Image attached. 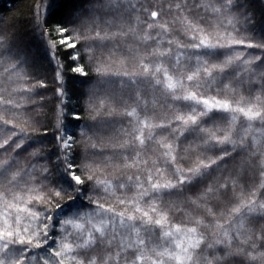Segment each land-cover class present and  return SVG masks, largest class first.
Wrapping results in <instances>:
<instances>
[{
    "label": "snow or ice",
    "instance_id": "6c2138e0",
    "mask_svg": "<svg viewBox=\"0 0 264 264\" xmlns=\"http://www.w3.org/2000/svg\"><path fill=\"white\" fill-rule=\"evenodd\" d=\"M244 9L241 0H82L50 33L44 5H33L58 84L56 150L43 151L29 121L0 115V264H264V35H252ZM57 48L72 50L70 70L87 78L83 123L75 112L64 123ZM28 63L0 28V81L11 85L0 83V111L13 117L43 107L36 89L46 84ZM148 91L174 105L170 115H157Z\"/></svg>",
    "mask_w": 264,
    "mask_h": 264
},
{
    "label": "trees",
    "instance_id": "16d2710c",
    "mask_svg": "<svg viewBox=\"0 0 264 264\" xmlns=\"http://www.w3.org/2000/svg\"><path fill=\"white\" fill-rule=\"evenodd\" d=\"M83 2L86 3V0H83ZM241 2L245 4L244 10L248 11L249 15L253 18L254 30L252 35H255L256 37L264 35V0H241ZM4 3L6 6L0 5V28H11L12 33L16 37L17 46L23 51L25 57L29 61L28 65L25 66L26 70L33 74L34 79H43L46 87L36 89V91L44 97L43 107L37 109L36 111H29L28 108H32L34 106L28 105L27 108L20 110L23 113L22 116L18 114L16 117H13L5 111H0V115H3L6 119H12L21 127L28 126L27 124L21 123L22 120L29 121V123H31L36 129L33 133V129L29 127V132L33 133V136L36 139H42L44 141V145L40 147L46 154H50L56 150V143L53 137L55 135L54 124L56 120V108L59 104V100L55 92L58 84L55 79L56 73L53 70L54 64L49 59L40 33L38 31H33V5L37 3L44 5V19L42 22L48 24L49 32L51 33V29L64 20L69 5L74 3L78 8L81 6L82 0H4ZM52 13H55V15H52ZM124 44V41H120L119 47L124 49ZM130 46L134 47V45ZM110 50H113L112 45H109V48L107 49H100L98 54L101 56H107ZM70 51L72 50L64 51L61 48H57L60 60L64 64L62 75L64 81L66 82L67 96L64 101L65 124L76 123V121L72 120V113L74 112L81 114L80 123H83L86 120V114L84 113L83 104L79 95L81 89L79 81L87 78L81 77L79 74L70 70L73 66V62L68 59V52ZM247 51L253 54H260L258 49H248ZM115 57H123L129 63V66L134 62L131 56H124L123 51L116 52ZM88 78H95L94 74L89 72ZM112 79L119 80L120 78L113 77ZM0 83H2L5 88L11 87L9 81L7 80L0 81ZM127 91L128 90L126 88L122 89L119 84L113 85V92L117 97V101L121 97L127 100ZM141 94L149 101L155 99L156 103L154 106L157 110L158 116L163 117L170 115V109L171 107H174V105H169V107L166 108L165 105L168 104L166 97H163L159 93H155L153 91H148L147 94L142 92ZM244 94L247 95V92ZM149 106L152 107L153 105L150 104ZM97 119L101 121L106 120L103 115ZM121 119H123V117H121ZM37 120L41 123L37 124ZM45 129H47L46 134L44 132ZM105 132H109V130L105 128ZM7 134V128L0 130V137L6 136ZM109 134L114 135V133ZM107 139L108 136L102 133L101 140L106 141ZM27 143L28 142L26 141L25 147H27ZM102 147H106V144H102ZM27 157L28 153L25 152L23 153L21 159L27 163V160L25 159ZM235 163H239V158ZM235 163L229 164L228 168H233ZM49 166H51V164ZM256 179H258V177L255 176V173H253L251 177L245 174L240 178V183L247 187V183L255 182ZM194 194L195 190L189 193V195L193 196ZM217 203L218 202L215 200L210 202L209 206L213 207V211H218ZM187 210L193 211L192 208ZM219 210H223V204H220ZM193 214L200 215L202 213L199 210H195L193 211ZM261 223H264V221H261Z\"/></svg>",
    "mask_w": 264,
    "mask_h": 264
}]
</instances>
